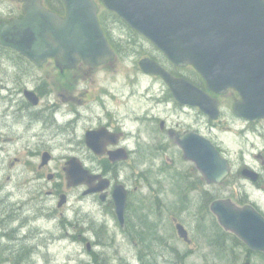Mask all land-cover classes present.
Returning a JSON list of instances; mask_svg holds the SVG:
<instances>
[{
    "label": "rangeland",
    "instance_id": "obj_1",
    "mask_svg": "<svg viewBox=\"0 0 264 264\" xmlns=\"http://www.w3.org/2000/svg\"><path fill=\"white\" fill-rule=\"evenodd\" d=\"M20 7L19 0H0V18H7L11 13H18ZM119 32L123 33L125 30H119ZM123 55L122 70L116 76L100 72L87 84L80 86L77 93L88 90V94L83 98V103L78 106V109L84 113V119L79 124L77 137L82 136L85 128L98 126L96 117L99 101L107 102L115 108L128 107L126 113L133 116L132 108H137L141 114L145 109L151 110L159 99L157 98L159 92H156L155 97L150 96V93L147 95L145 89L149 84L147 79L141 78L138 85L132 87L129 77L137 75L133 71L137 61L136 50L131 47ZM155 87H158V83H155ZM101 90L108 91L109 95H101ZM61 92L64 91L59 93ZM56 96L57 92H54V102L57 101ZM60 103L62 108L68 104L63 101ZM88 108L90 114L87 111ZM202 120L205 126V120L203 118ZM223 122L227 125V131L219 129L213 130L212 133L231 162V175L224 184L212 186L211 189L203 188L201 193L197 190L196 192L187 190V183H193L197 179L196 175L189 170L190 163L175 155L169 157L162 150H159L160 152L155 156L150 154H146V157L141 156L142 153L148 152V145H138L140 155L138 158L147 159L139 161L140 172L149 173L147 168L153 172L149 173V176L154 206L151 217H144L139 226L143 227L144 231L151 227L149 232L154 234V264H243L247 260L252 264H264L263 253L248 251L246 245H241L234 240L233 235L219 227L216 228L212 215L209 211L207 213L208 204L214 197L222 196L221 198H230L235 203L242 204L241 201H245L246 193H248L246 198L256 202L264 212V192L257 188L258 185H253L255 183L246 180L240 172L248 166L261 172L264 178V136L253 133V128H258L260 131L263 128L262 126L251 127L248 136L243 137L240 130L241 122H233L228 110L225 111ZM127 124L130 125V122ZM12 126L16 130L14 136L10 130ZM21 131L22 129L11 121L4 124L0 121V216L8 213L7 217L31 216L29 219H21L28 223L35 222L34 232H41V235L36 234L38 236L36 240L31 239L27 234L26 248L19 255L23 264H141L138 259L140 258L139 250L143 244L138 245L134 242L133 238L127 235L126 230L114 223L113 215L107 210L101 209V217L93 210L94 215H97L101 221L99 224L93 223L92 212L87 214L90 205L84 201L81 189L70 192L69 203L65 210V215L74 223V227L69 224L70 229L67 230V219L62 222L64 217L60 212L54 216L53 245L48 220L50 213L43 211L40 216L42 220L36 221L35 212L40 209V203L36 200L38 194L34 193L33 185H24L26 180L33 179V174L28 172V168L36 159L28 160L24 156L22 162L16 167L10 166L14 157H20L32 143L28 136L24 140L20 139ZM10 136H13L15 141L6 143ZM146 141L150 140L146 139ZM67 146L60 135L54 137L56 162H63L67 154ZM125 166L127 168L122 178L129 184L133 169L128 164ZM144 180L143 173L138 175V184L143 187L141 193H148L146 180ZM58 201L57 197L53 204L49 203V206L54 205V209L57 208ZM172 217H177L186 225L192 244L189 245L178 237ZM100 225L107 232L105 235L102 234V239L92 229V226H95L99 231ZM135 233L134 231L135 238H141L139 233ZM84 236L88 239L84 240ZM95 240L98 243L94 246L95 251L89 252L86 242Z\"/></svg>",
    "mask_w": 264,
    "mask_h": 264
},
{
    "label": "flooded vegetation",
    "instance_id": "obj_2",
    "mask_svg": "<svg viewBox=\"0 0 264 264\" xmlns=\"http://www.w3.org/2000/svg\"><path fill=\"white\" fill-rule=\"evenodd\" d=\"M19 3L21 5V0H19ZM14 14L11 13L10 15ZM61 15H65V10ZM14 16L20 17L22 16V12ZM140 44L136 50L138 54L156 59L175 78H182L196 88L205 90L211 97L216 98L220 104L221 118L212 120L205 116L198 107L178 103L172 97L169 88L159 77L141 74V77L146 78L149 82L145 88L147 95L150 93V96L155 97L156 92H159L157 96L159 99L151 107V110L145 109L140 114L139 110L134 107L131 109L133 116H130L126 113L129 109L128 107L122 108L118 106L115 108L107 102L99 101L96 117L98 126L85 128L82 136L77 137L79 124L84 119V113L78 109V106L83 103V98L88 94V90L77 93L80 86L87 84L89 80L100 72L110 75L115 74L118 68L121 67L119 63L121 57L118 56L99 67H92L86 65L84 62H80L76 68L63 71L57 67L56 61L53 58H49L42 65H37L28 57L18 54L14 55V58L0 57V108L2 109L0 121L3 124L10 121L13 122L14 125L22 129L19 135L20 139L24 140L28 136L32 141L20 157H14L10 166L12 168L16 167L22 162V157L24 156L28 160L36 159L34 164L28 168V172L33 174V179L26 180L24 185H33L34 193L38 194L36 200L40 203V209L35 212L36 221L40 220L43 211L46 213L50 212V237L53 241L55 211L54 207L49 206V203H52L55 196L61 195V192H65L62 180L65 163L56 162L54 151L55 136L60 135L62 141L68 145L67 154L64 159L76 157L82 161L83 166L91 173L101 175L111 181L112 185L105 192L104 200H102V194L100 193L86 194L89 186H81L84 189V198L90 205V210L87 214L89 215L92 212L93 223L99 224L101 222L99 221V217L102 215L101 209H111L116 213L113 200L114 188L116 185H122L127 190L124 222L130 225L131 229L141 232L144 229L139 226V223H141L144 217H151V210L149 208L152 207V204L148 193L140 195L141 190L138 185L140 171L138 164L143 158H138L140 156L139 144L148 145V152L142 153L141 156L146 157V154H158L159 150H162L169 157L175 155L180 158L183 157V151L178 145L176 138L178 135L192 132L206 137L222 152L212 132L219 129L226 130L222 126L226 109H229L233 122H242L243 125L245 124L244 127H247L246 130L255 125L240 120L235 115L233 111L234 105L240 99L237 92L230 90L225 94L212 93L207 89L202 76L193 67L177 66L168 61L149 42L141 41ZM134 67L135 72L139 75L138 66L135 64ZM156 82L160 87H155ZM130 84L133 86L138 85V79L130 81ZM27 90L34 92L38 96L39 105L35 106L26 98ZM60 91L64 92L59 93ZM54 92H57L56 102H54ZM101 95L108 96L109 92L101 90ZM60 101L68 103L65 108H62ZM87 111L90 114L89 108ZM202 118L205 119V126L203 125ZM127 122H130V125ZM257 123L261 124L264 121ZM92 129H102L104 131V134L100 136V139L106 145L102 156L95 155L85 144V135ZM10 130L12 135L16 132L14 126ZM256 132L260 136H264V133L257 129ZM13 136L7 138L5 142H14L15 138ZM146 139L150 141H146ZM121 149H125L128 152L129 159L113 162L109 155L110 152ZM155 149L157 150L155 151ZM173 151L176 153L174 154ZM44 154H47L49 157L47 163L43 162ZM127 163L133 169L130 174L129 184L122 178V174L127 168L125 166ZM191 170L197 173L194 167ZM242 170L240 171L241 173L243 172ZM258 174V180L255 183L260 187H264V178L261 172L258 171ZM201 183L202 178L200 177L196 180L195 187L199 188ZM147 188L150 191L149 184H147ZM145 196L146 198H144ZM140 199L141 202L139 201ZM93 210L97 212L99 217L94 215ZM30 217L0 216V223L4 219V227L0 229V253L16 256L18 264H22V258L19 255L26 248L27 234L34 240L38 238L36 234L39 233L41 235L39 231L34 232L36 230L33 227L35 222L28 223L24 220ZM126 224L124 225L126 226ZM103 228L100 225L98 231L95 226H92V229L98 236ZM149 231V228L144 231V238L141 237L138 240L143 244L141 250L144 256L145 254L147 255L146 264H154V238ZM140 232L138 235H140ZM141 261L144 264V257Z\"/></svg>",
    "mask_w": 264,
    "mask_h": 264
},
{
    "label": "water",
    "instance_id": "obj_3",
    "mask_svg": "<svg viewBox=\"0 0 264 264\" xmlns=\"http://www.w3.org/2000/svg\"><path fill=\"white\" fill-rule=\"evenodd\" d=\"M24 1L25 15L21 20L0 23L2 45L13 47L38 63L49 56L56 57L61 67H73L80 58L93 66L113 58L93 0H63L68 10L65 19L47 10L41 0ZM102 2L152 40L171 61L193 65L213 91L236 89L242 96L235 105L237 115L252 121L264 118V0ZM141 66L148 73L160 74L176 98L184 102V83L153 61L142 60ZM187 92L191 90L187 88ZM197 95L192 104L205 111L208 105L216 108L205 93L199 90ZM179 142L186 157L197 162L210 182L219 183L226 178L228 161L209 141H199L200 147L186 138ZM67 172L70 185L81 184L88 177L75 169ZM123 207L124 203L118 209ZM211 208L227 230L252 250L264 252V217L254 208H239L229 200H217Z\"/></svg>",
    "mask_w": 264,
    "mask_h": 264
},
{
    "label": "trees",
    "instance_id": "obj_4",
    "mask_svg": "<svg viewBox=\"0 0 264 264\" xmlns=\"http://www.w3.org/2000/svg\"><path fill=\"white\" fill-rule=\"evenodd\" d=\"M44 1H45L46 6L55 12H57L61 8V6H57V2H59V0H44ZM117 19H119V21H121L122 24H124V22L118 16H117ZM101 21H102V24H104L105 22L104 15L101 17Z\"/></svg>",
    "mask_w": 264,
    "mask_h": 264
}]
</instances>
